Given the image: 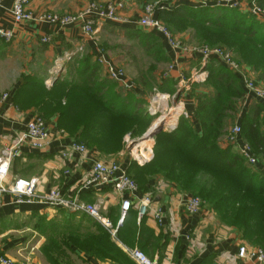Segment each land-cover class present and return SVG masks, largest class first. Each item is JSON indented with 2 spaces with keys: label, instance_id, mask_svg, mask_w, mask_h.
I'll use <instances>...</instances> for the list:
<instances>
[{
  "label": "crops",
  "instance_id": "1",
  "mask_svg": "<svg viewBox=\"0 0 264 264\" xmlns=\"http://www.w3.org/2000/svg\"><path fill=\"white\" fill-rule=\"evenodd\" d=\"M14 1L4 0L0 7V95H8L6 102L0 106V150L10 146L32 118L42 114L47 119L45 122L51 134L46 150L25 149L22 156L12 162L7 180L13 177L33 178L37 180V191L42 195L57 190L68 201L79 197L83 204L98 208L100 220L81 212L55 209L42 204H13L11 197L6 195L4 206L0 208V253L16 263L24 264H136L124 253L125 249L134 248L156 259L158 264H254L253 261L238 257L242 246L249 248L232 229L220 223L206 206H202L197 214L189 215L185 210L186 193L180 192L159 176L148 178L145 187H140L135 181L137 200L107 186H98L89 191L79 190L78 182L88 175L93 160L114 161L126 172H130L132 164L142 168L149 163L152 155L141 161L125 152L107 155L95 147L87 146V154L84 156L73 155L66 160L60 158L59 150L79 135L60 129L59 116L56 113L50 115V109L59 112L62 107L59 102H50L49 97L45 98V93L57 88L62 82L74 83V70L85 62L91 66L98 63L101 67L99 79L112 81L106 67L99 62L103 57L108 58L106 51L98 44L105 32L98 29L91 39L78 27L61 28L36 22L16 23L11 16ZM114 1L120 0H27L26 9L33 16L49 13L74 15L92 2L106 4ZM212 1L180 0L177 5L211 7ZM124 4L119 14L126 19L136 20L142 12V3L124 0ZM105 27L121 29L120 25L108 23ZM7 34L9 36L5 37ZM187 39L189 34L186 35ZM166 53L167 58H170L167 50ZM107 63L112 64L110 59ZM188 63L183 60L180 69ZM200 66L201 61L197 70ZM205 73L200 78H205ZM21 79H25L30 86L16 93ZM112 82L120 90L126 91L115 81ZM37 84L43 86V98L25 104ZM129 92L137 94L136 88ZM191 105L193 102H186L182 111L191 114ZM173 113L174 110L171 115ZM180 115H173L176 119L171 117L168 123L176 127ZM238 118L240 120V116ZM162 120L163 117L155 123L152 120L150 125ZM123 142L124 137L122 145ZM143 148L149 149V146L144 145ZM125 198L132 199V207L119 224L121 203ZM139 198L149 199L150 202L143 217L137 211ZM102 230L108 233L109 240L114 242L124 256L96 258L94 249H98L100 244L91 238L82 240L79 245L78 232H87L94 237L102 233Z\"/></svg>",
  "mask_w": 264,
  "mask_h": 264
},
{
  "label": "trees",
  "instance_id": "2",
  "mask_svg": "<svg viewBox=\"0 0 264 264\" xmlns=\"http://www.w3.org/2000/svg\"><path fill=\"white\" fill-rule=\"evenodd\" d=\"M177 4L178 2L172 3V7L162 9L156 15L159 21H165L166 28L172 34V31L193 30L198 37V44H221L235 56L234 60L238 64L244 65L249 73L253 72L257 80L264 83V24L259 25L256 21L251 23L247 12L239 9L217 8L221 10L215 16L209 12L210 6H205L206 9L202 11ZM261 5L264 6V0ZM200 14L203 19L199 18ZM207 16H213L216 20H209ZM250 19L254 20L252 17ZM125 29L131 30V38L148 47L147 39L143 37L146 35L132 33L143 29L135 26ZM158 42L163 50L147 48V53H157L154 57L159 62H170L171 57H164L166 49L159 39ZM185 61L199 63L200 59L186 58ZM100 68L98 63L91 66L85 62L74 70V83L62 82L54 91L57 90L59 98L76 94L80 104H88L95 109L93 118H81L76 122V127L73 126L72 133L79 135L74 141L85 145L78 140H87L89 144L85 145L86 148L92 146L111 155L119 152L123 138L109 137L107 128L111 123L122 122L124 126L120 129L121 133L137 136L149 129L152 119L145 113L143 103L137 97L127 94L121 100L114 93V82L105 78L100 80ZM203 70L207 74L205 81L193 83L201 88L192 93L190 90L185 96L186 100L189 94L195 96L196 106L191 114L181 116L173 131H158L153 137L152 160L142 168L132 164V170H127L126 173L140 187L146 186L148 178L159 176L187 196L198 198L202 202L201 206L208 207L220 223L236 233L242 243L252 246L247 250L257 249L253 246L260 244L261 239L258 237L261 233L264 234V107L257 102L251 103L240 114V125L236 124L241 130V140L249 144L257 160V166L252 169L230 144H222L229 120L244 103L240 102L244 95L241 82L234 73L214 59L208 60ZM152 71L151 68L149 73ZM144 75L142 74L143 79ZM170 79L175 85L177 81L172 76ZM19 86L16 93L30 84L21 79ZM34 87L33 95L25 104L40 100L39 97L43 98V86L37 84ZM52 90L45 93V98L51 96ZM69 113L68 109L58 115L60 128L62 124L68 127L66 122ZM39 118L47 122L45 118ZM79 122L82 125H78ZM102 233L93 237L87 232H78L79 245L82 240L91 238L100 244L98 249H94L96 258L124 256L114 242L109 240L108 233L105 230Z\"/></svg>",
  "mask_w": 264,
  "mask_h": 264
},
{
  "label": "built area",
  "instance_id": "3",
  "mask_svg": "<svg viewBox=\"0 0 264 264\" xmlns=\"http://www.w3.org/2000/svg\"><path fill=\"white\" fill-rule=\"evenodd\" d=\"M172 1L173 3H176L178 0ZM3 2L4 0H0V7ZM26 4L27 0H15L13 2L11 16L14 22L44 23L46 25L61 28L78 27L85 36L91 39L95 33L98 22L120 26H135L145 31L155 33L163 39V46L170 51H168L169 57H171L168 66L169 73L173 71L179 72L181 62L186 58L190 59L193 56H198L201 61L200 67L205 66L208 60L214 59L218 64L234 73L239 78L244 91L264 107V86L249 79L247 76V73L249 72L234 60V57L230 52L224 49L192 47L180 43L174 38L173 34L156 19L155 15L158 11L157 5L145 6L141 16L136 20H131L124 19L119 14L120 10L123 9V3L120 1L109 2L106 4L92 2L80 13L74 15H57L49 13L33 16L27 11ZM212 6L219 8L227 7L231 10L241 9L237 0H213ZM243 11L251 13L254 16H264V12H261V10L255 5H249V7ZM6 36L9 35L7 34L5 37ZM43 42H46V40L43 39ZM99 62L106 67L107 75L112 81L118 83L119 86L126 91L134 90V85L127 80L121 68L108 64L104 57L101 58ZM202 75H204V73L195 71L191 82H204L205 78H200ZM178 77L179 81H184L181 74H178ZM7 98V94L0 95V106L3 102H6ZM149 112L151 116H154L151 111ZM180 113L181 116L187 117V112L182 111ZM172 125L173 124L170 126ZM153 126L154 123L151 127ZM171 129L172 128H170V131H172ZM240 132V127L234 125L227 135V143L233 147L235 152L246 160L249 167L255 168L257 166V160L253 156L249 144L241 140ZM50 134L51 129L48 124L41 118L35 117L25 125L24 131L13 139L10 146L3 147L0 150V208L4 206V198L8 195L11 197V203L13 204H42L55 209L63 208L74 212H81L99 221L100 217L98 216V208L83 204L79 197H75L68 201L65 199L64 195L57 190H51L42 195L37 191V180L33 178L26 179L13 177L11 180H7L12 162L15 159L20 158L25 149L32 151L46 150ZM85 154H87V148L74 141L68 143L59 150L60 158L63 160L71 158L73 155L84 156ZM78 186L80 191H89L98 186H107L113 188L117 193H126L130 195L132 199L137 200L136 195L138 188L136 183L127 175L126 170L114 161L104 162L101 160H93L90 172L88 175L80 179ZM131 200L126 198L122 200L119 224L124 220L126 213L131 209ZM138 202V215L143 217L147 212L150 202L149 199H140ZM201 205L202 202L195 197L187 196L185 200V210L189 215L197 214L202 207ZM104 225L109 227L108 223H105ZM124 253L136 264H158L156 259H149L138 249H125ZM238 257L253 261L254 264H264V249L257 248L247 250L246 248L241 247L239 249ZM0 264L24 263H16L0 253Z\"/></svg>",
  "mask_w": 264,
  "mask_h": 264
},
{
  "label": "rangeland",
  "instance_id": "4",
  "mask_svg": "<svg viewBox=\"0 0 264 264\" xmlns=\"http://www.w3.org/2000/svg\"><path fill=\"white\" fill-rule=\"evenodd\" d=\"M134 1L142 3V6H143L142 12H143V9L145 6L157 5L158 11L156 12V15L162 9H168V8L172 7V3H173L172 0H134ZM237 1L239 2L240 6H241L240 10L247 9L249 7V5H255L259 10H261V12H264V6L261 5L263 0H237ZM120 2L123 3V8H124V6H125L124 0H120ZM176 2H180V0H178ZM185 6H187V5H185ZM192 7H195L199 10H202V11L206 9V8H204L205 6H202V5H199V6L196 5V6H192ZM217 8H219V7L211 5V8H209L210 14L214 13L215 16H218V15H216V13L218 14V12L221 9H217ZM222 8L223 9H229L227 7H222ZM142 12H141V14H142ZM141 14H140V16H141ZM156 15H155V17H156ZM247 15L254 19V20H251L250 17H247L249 19V21H252L251 23H254V21H256L259 25L264 24V16H262V15L254 16L251 13H247ZM122 18L126 19V17H123V16H122ZM199 18L203 19L204 17L202 14H200ZM206 18H209V20H216V18H214L213 16H207ZM156 19H157V17H156ZM159 22L162 23L166 27L165 21L161 20ZM105 24L106 23H101V22L97 23L95 33L97 32L98 29H102V31L105 32L101 41H98V44L107 53L108 58L107 59L105 58V59L106 60L110 59L112 65L114 67L121 68V70L124 73V75L126 76L127 80L135 86L137 94L133 95L129 91L124 92L123 90H120V88L117 86H116L115 90L114 89H112V90H114V93H116L121 100H123V97L127 94H130L129 96L137 97V99H139L143 103V108L145 109V113L148 115V117H150L154 121V123L156 121H158V119L163 117V120H162L163 125H161V128H162L161 130H164L166 132H170V128H172L171 130L173 131V129H175L176 127L173 125L172 126L168 125L169 124L168 121H170L171 117H173V115H176L178 113L180 115V112L182 111L183 104H185L189 99H191L193 102V105H191V107H193V109H194V107L196 106V103L194 102L195 96H192L189 94L190 96L189 95L187 96L188 100H186L185 96L188 93V91L191 90L190 92L192 93L193 90H197V89L201 88V86H196L198 83L195 85L193 84L194 85L193 86L192 83H194V82H191V81L193 79V74L195 73V71L205 73L203 70V68H205V66H202L200 69L197 70L198 65H199L198 62H190V63H188L189 65L185 64L184 68L182 67L183 69L181 68L180 71L177 72L178 74H181L183 76V78H184L183 82L179 81V77H178V74L176 72H174L172 74L170 73L171 76L177 81V82H175V85H174V83L170 79V74L168 72L169 61L168 62H161V61L159 62V61H157V58L154 57L157 55V53H154L152 55V54H148L146 51L147 48H155L158 51H160L161 46H160V43L158 42V39L162 43L163 39L161 37H159L155 33L145 31V30H139V31L132 32L134 35H136L135 34L136 32L142 36L146 35L143 37L145 39H147L146 41H147L148 47H145L139 43V40L131 38V30L127 31L125 29V27H129V26H120L121 29L116 28L117 29L116 30L113 28H106ZM172 32H173L174 38L176 40H178L180 43H183V44H186V45H189L192 47H207L208 49H224V50H226L225 47H223L221 44H218V43L214 44L213 46L198 44L197 43L198 37L195 35L193 30H183V31L178 30V31H175V32L172 31ZM188 34H189L190 40L189 39L185 40L186 35H188ZM96 40H98V39L96 38ZM164 48L167 51H169V49H167L166 47H164ZM161 54L164 56L163 52ZM164 57L167 58V56H164ZM233 57L235 58L234 55H233ZM192 58L197 59L198 56H193ZM243 66L244 65H242V67ZM151 68L153 69V71L150 74L149 71ZM250 72H251V70H250ZM147 73H149V75H147ZM142 74L143 75L145 74L144 75L145 79H143ZM247 76L249 79L258 82L261 86H264V83L261 80L258 81L256 76L253 74V72L247 73ZM54 77H55V75H54ZM205 78H206V73H205ZM57 83H59V82H57ZM49 88H51V86ZM162 90H163V92H161ZM114 93H113V95H114ZM57 96H58L57 90L54 91V89H53L51 92V96L49 98H50V102H53V101L59 102V105L62 107L61 112H58L56 109L51 108L50 109V115H53L55 113L57 115H59L61 113H64L68 109L70 110V113L68 114V119L66 122L68 127L62 124L61 125L62 127L60 128L61 130H64V131L71 133L73 126L76 127V122L79 119L86 118V117H92V118L94 117L95 109L91 105L80 104L78 102V98L76 97V94H71L70 96L63 97V98H59ZM160 99L162 101H160ZM157 100H158V102H157ZM254 101H256V100L253 99L250 95H248L247 92L244 91L243 99L240 101V102H244V105L243 106L241 105V107L239 106L237 108L236 114L232 117V119L229 120V125H228L227 130H226V135L222 138V140L224 141L225 144H227V135L229 134L230 129L236 124L240 125L238 116H240V114L243 112L246 104L249 106ZM256 102L258 104H260L258 101H256ZM162 103H165V104H162ZM166 106H167V108H166ZM74 109L76 110L75 112H74ZM172 110H174L173 115H171ZM149 111H151L154 116H151ZM43 112L44 111H42V113ZM129 112L131 113L132 110L130 109ZM41 117L45 118V116H43V114L41 115ZM180 118H181V115L177 119V124H178ZM155 125L156 124H154V126ZM123 126H124V123H122V122H120V123H114L113 122L110 124V127L107 128L109 131L108 135L112 139H114L113 137H115V136L116 137H118V136L124 137V142H123V145H120L121 149L119 150V152H125V153L131 155L133 157V159H139L141 161L143 158H148L151 155L153 158L154 138L150 139L149 136H146V134L148 133V129L141 135H137V136L132 135L131 136L129 133H124V134L121 133L120 129ZM80 139L81 138H79V140L78 139L77 140L79 142L84 143L85 145L89 144L87 140H82V139L80 140ZM151 143H152V145H151ZM138 145H142V146L138 147ZM144 145H147V147L149 146V149L143 148ZM150 146H151V149H150ZM139 150H140V153H139ZM152 158L150 159V161L152 160ZM252 169H255V168H252ZM78 216H80V215H78ZM26 221H27V223H30V222H28L29 220H26ZM258 238L261 239V242L259 245L253 246V248H256V247L257 248H264V234L261 233L260 237H258ZM243 243L247 247H252L245 242H243Z\"/></svg>",
  "mask_w": 264,
  "mask_h": 264
},
{
  "label": "water",
  "instance_id": "5",
  "mask_svg": "<svg viewBox=\"0 0 264 264\" xmlns=\"http://www.w3.org/2000/svg\"><path fill=\"white\" fill-rule=\"evenodd\" d=\"M161 125L162 124V121L158 122L154 127H151L149 130H148V133L146 134V136H149V138H153L154 135L158 132V131H161Z\"/></svg>",
  "mask_w": 264,
  "mask_h": 264
},
{
  "label": "bare ground",
  "instance_id": "6",
  "mask_svg": "<svg viewBox=\"0 0 264 264\" xmlns=\"http://www.w3.org/2000/svg\"><path fill=\"white\" fill-rule=\"evenodd\" d=\"M174 119H176V117ZM168 125L170 126L171 124H168Z\"/></svg>",
  "mask_w": 264,
  "mask_h": 264
}]
</instances>
